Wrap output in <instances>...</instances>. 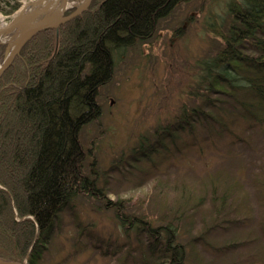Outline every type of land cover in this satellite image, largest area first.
I'll return each instance as SVG.
<instances>
[{"label":"rangeland","instance_id":"374dc122","mask_svg":"<svg viewBox=\"0 0 264 264\" xmlns=\"http://www.w3.org/2000/svg\"><path fill=\"white\" fill-rule=\"evenodd\" d=\"M233 2L178 3L152 37L116 57L113 77L100 89L102 114L80 132L86 166L94 163L88 173L106 196L81 197L63 211L48 243L37 248L36 264H164L157 252L143 260L146 238L126 232L108 203L159 221L181 204L182 191L204 201L182 225L187 264H264V125L233 99L219 103L214 119L176 122L182 105L191 107V66L220 46L216 33L230 24ZM17 12L0 14V28ZM216 191L225 192V208L213 223Z\"/></svg>","mask_w":264,"mask_h":264},{"label":"trees","instance_id":"16d2710c","mask_svg":"<svg viewBox=\"0 0 264 264\" xmlns=\"http://www.w3.org/2000/svg\"><path fill=\"white\" fill-rule=\"evenodd\" d=\"M183 1L190 0H94L58 32L36 35L1 77L0 258L28 257L36 264L37 248L48 243L63 211L81 197L106 196L97 176L88 173L94 163L86 166L80 132L102 114L98 97L113 77L116 57L152 37L158 20ZM20 3L0 0V14L11 17ZM229 12L230 24L216 33L220 46L191 66L193 81L185 91L191 107L182 105L176 121L182 127L214 119V109L226 99L264 125V0H238ZM4 49L0 45V56ZM165 132L172 134L168 127ZM180 194L181 204L159 221L133 217L120 202L109 201L125 231L146 238L143 260L157 252L164 264H187L190 245L182 225L204 201ZM214 198L218 223L225 192L216 191Z\"/></svg>","mask_w":264,"mask_h":264},{"label":"water","instance_id":"95a60500","mask_svg":"<svg viewBox=\"0 0 264 264\" xmlns=\"http://www.w3.org/2000/svg\"><path fill=\"white\" fill-rule=\"evenodd\" d=\"M93 0H78L76 10L65 15L69 0H31L21 12L0 29V44L6 45L3 60L0 63V78L20 55L23 47L38 33L59 27L80 16L89 9ZM29 10V13L26 11ZM10 36V40L5 41ZM0 264H20L0 258Z\"/></svg>","mask_w":264,"mask_h":264},{"label":"bare ground","instance_id":"6f19581e","mask_svg":"<svg viewBox=\"0 0 264 264\" xmlns=\"http://www.w3.org/2000/svg\"><path fill=\"white\" fill-rule=\"evenodd\" d=\"M183 2H188V1H183ZM180 3H181V2H180ZM26 4H28V2L24 3V4L20 7L19 11L17 10L18 12L16 11V12H17L16 15H18V14L21 12V10L24 8V6H25ZM173 9H174V7H173L172 9H170V10L168 11V13L171 12ZM16 12H15V13H16ZM15 13H14V14H15ZM26 13H29V10H27ZM30 13H31V12H30ZM30 13H29V14H30ZM12 19H13V18H12ZM12 19H11V20H12ZM6 26H7V23H6L4 26H2V28L6 27ZM2 28H0V29H2ZM8 40H10V36L7 37V38L5 39V41H8ZM0 63H1V61H0ZM28 82H29V81H27L25 84L27 85Z\"/></svg>","mask_w":264,"mask_h":264}]
</instances>
